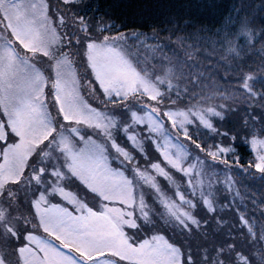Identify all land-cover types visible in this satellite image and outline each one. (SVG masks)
Instances as JSON below:
<instances>
[{
    "label": "rangeland",
    "instance_id": "rangeland-1",
    "mask_svg": "<svg viewBox=\"0 0 264 264\" xmlns=\"http://www.w3.org/2000/svg\"><path fill=\"white\" fill-rule=\"evenodd\" d=\"M79 1L0 0V264H176L159 223L183 228L185 194L212 207L233 202L237 188L216 155L179 152L150 110H125L132 89L148 104L182 87L183 65L137 30L79 26L88 18ZM84 65L124 120L82 98ZM213 114L196 112L207 124ZM116 128L139 151L135 161ZM153 139L157 152L146 156Z\"/></svg>",
    "mask_w": 264,
    "mask_h": 264
},
{
    "label": "trees",
    "instance_id": "trees-1",
    "mask_svg": "<svg viewBox=\"0 0 264 264\" xmlns=\"http://www.w3.org/2000/svg\"><path fill=\"white\" fill-rule=\"evenodd\" d=\"M74 5L78 14L88 16L85 22L80 18L79 26L98 24L108 34L137 30L168 63L183 65L182 87L164 88L148 104L143 103L150 100L147 96L141 100L139 89H132L123 98L125 110H150L163 132L173 135L179 152L191 148L216 155L237 188L233 202L212 207L201 196L192 203L187 199L192 193L185 194L180 204L188 207L189 218L183 228L159 223L177 248L176 264H264V164L259 163L264 156V0H80ZM86 69L88 84L84 80L83 85L84 72L76 69L82 98L107 108L110 117L120 115L116 107L114 112L108 108L116 96L102 90ZM206 110L214 112L209 124L196 115ZM119 129L113 134L133 162L139 151ZM155 142L146 149L157 152ZM151 150L144 154L151 156Z\"/></svg>",
    "mask_w": 264,
    "mask_h": 264
}]
</instances>
